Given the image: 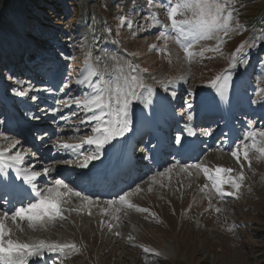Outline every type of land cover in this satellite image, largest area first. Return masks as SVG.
Masks as SVG:
<instances>
[{"label": "rangeland", "instance_id": "rangeland-1", "mask_svg": "<svg viewBox=\"0 0 264 264\" xmlns=\"http://www.w3.org/2000/svg\"><path fill=\"white\" fill-rule=\"evenodd\" d=\"M154 3L159 4L160 0H154ZM38 4H43L42 9H39L38 13L27 11L26 17L36 22L33 32L41 37L39 48L41 50L49 48L58 53L59 65L62 67L59 79H55L54 75L50 74L45 78L46 84H36L38 88H42L38 93L39 95L42 92L41 96L36 97V100L42 99L44 104L40 106L44 110L42 113L53 117L47 125L53 128L50 132L56 131L55 135L51 137V141L54 142L58 138L67 143L78 144L76 140L80 142L84 137L92 134L91 130L74 134L72 132L64 133L65 131L61 129H68L70 126L68 120L61 119V115L69 113V110H63L62 114L57 112L66 106L65 102L82 97L85 92L92 90L87 82L83 85L76 83L78 79L82 78L80 75L82 71L87 74L86 70L89 64L95 67L98 73H103L106 78L121 68L127 73L129 71L125 66L127 62L139 65L140 69H148L141 75L144 82L153 87L151 96L145 95V99L149 100L150 104L145 106L140 101H133L132 104L133 124H136L138 130L135 133L140 136V127L147 125L146 121L137 120L140 109L150 108L155 115L159 109L164 111L165 108L162 106H164L165 100L172 101L173 99L175 101V104L171 106L173 112L182 114L183 124H189V114L192 117L196 116L201 108L195 106L197 103L196 94L206 86L212 87L208 81L217 74L230 69L228 67L230 53L241 41L247 40L251 43L255 37L264 33V0H235L236 20L243 26L242 30L234 31L224 37L225 42L221 52L205 51L203 57L197 55L189 63L184 58L185 54L182 48L175 43L173 30H168V40H157L158 33L163 30V24L168 23V19L163 8L155 7L151 11L157 13L161 24L153 25L146 21L149 12L147 0H62L61 4L54 0V3H49L50 5L43 1ZM17 10L20 11L15 7L11 9L8 15L10 21L0 30V42L5 43L6 49L16 40L13 38L12 32L15 21H18L19 18ZM45 14L52 15L46 21L47 28L45 25L41 27ZM120 17L131 19L132 27L129 28L126 23L121 24ZM144 25L148 26L141 30V26ZM6 31H10V33ZM45 32L49 33L48 37L44 34ZM132 32H136V35L132 36ZM221 35L223 34L221 33ZM21 39L23 38L21 37ZM215 43V40H203L194 45V50L198 52L205 46L211 48ZM152 44L160 47L166 44L167 51L150 50L149 45ZM133 52L138 55H130ZM1 55L3 54H0L1 72L7 74L10 80L13 79L14 83L20 84L21 76L11 75L12 68L8 72L7 68L3 69L5 65L9 64L10 66V63L5 55L3 58ZM24 56H29V53L27 52ZM86 56L88 63L85 62ZM25 57L20 58L21 63ZM243 60L246 62L237 63L235 67H232L235 70L228 72L232 75H241L238 87L235 88L232 79H230L225 88L227 97L230 92L236 95L235 106L238 110L242 108L237 105L240 101L246 103L240 119L247 126L236 122L238 128H241L239 132H244L249 126L252 128L264 127L263 120L252 118L255 111H264V42H258L257 46L251 48L247 56L243 57ZM52 65L53 69L58 66L54 62ZM237 68L239 72H237ZM181 76L184 79H179ZM173 77L178 79L167 85V90L159 83V81H167ZM98 78L99 76H94L92 81L95 82ZM33 83L36 82H31L23 88L30 89ZM85 86L89 90H86ZM61 88L64 91H61ZM212 89L217 91L214 87ZM12 90L15 91L17 88L14 87ZM216 95L224 105L226 100L222 99L218 92ZM230 96L233 97L232 94H229ZM185 102L191 103V109ZM79 107L75 104V108H73L76 115L72 120L75 122L72 126L74 131L92 127L90 121L81 123L89 114L83 117L86 113L81 107L79 110ZM246 109L250 112L249 117L245 113ZM166 113L169 116L167 121L173 122L170 118L172 112L167 111ZM53 119L59 120L58 124L65 121V126H59ZM77 121H79L78 125H76ZM170 123H167L166 126H169ZM228 131L231 129H227V133H229ZM40 133L42 134V132ZM6 135L5 132L0 131V142L6 143L7 147L17 141L13 134L11 139ZM50 136V133L46 135L45 142L49 141ZM126 137L127 134L124 139ZM169 137L171 138V136ZM121 141L119 138L118 143ZM210 142L212 143L210 146L204 144L207 149L194 163L202 162L210 168L223 166L233 168L235 172L240 171V164L231 156V152L222 150L220 138H216L215 142ZM53 144L56 145V143ZM49 145L51 146V142L43 146L44 150ZM51 151L53 148L48 147L45 154L49 156ZM83 151L87 154L91 150L83 146ZM60 154L53 159L48 157L52 162L49 168L54 171L56 170L52 166L53 161L66 159V156L57 158L62 156ZM249 155L252 157L251 168L241 157L246 179L237 195L225 196L221 200L213 193L211 203L214 207H209L208 198L199 191L200 186L205 183L210 184V181L203 172L197 175L195 169L191 170V176L187 172H181L179 166L188 164L182 162L160 166L159 169L155 168L145 175L142 181L128 189L127 192H132L137 185L140 186L141 191L135 192L128 199L137 207L148 209V212L137 211L136 208L127 205L109 207L105 203L108 200L118 199L123 193L117 192L109 199L99 198L102 199L101 201L97 197H91L94 202L92 204L93 211L96 213L97 209L102 210L100 213H96V216H93L89 206L79 212L65 211L67 219L58 220L55 227H51L47 231H33L24 222L22 223L24 231L15 230L13 238L25 242L35 238L55 240L61 243L72 242L79 248L78 252L66 249L64 254L45 251L43 259L47 260L46 264H61V261L63 264H264V159L258 161L255 158L257 155L255 152H250ZM77 156L74 157L73 162H79ZM28 159V163H36L30 158ZM39 162L42 163V161ZM43 169V167H39L35 171L42 172ZM165 169H171V171L163 177L157 175L164 172ZM235 172L230 175H235ZM151 177H156L159 182L154 183L150 179ZM56 179L58 178H54L51 183H54ZM134 180L138 181L136 178ZM149 185H151V190H149ZM48 186L49 183L44 184L41 190H45ZM222 187L225 191H232L230 184H224ZM76 191L81 190L77 189ZM66 199H68V203L64 205L66 209L81 206L78 198ZM116 207H120L121 210L116 212ZM215 207H219L221 211H215ZM104 209L108 210L104 211ZM152 213L155 215L153 216ZM0 214H2V210H0ZM116 217H119L118 220ZM8 224L11 226V222ZM109 224L112 225L111 229L108 227ZM230 225L236 226L229 231ZM140 245L155 249L161 255L155 256L152 252L146 253ZM34 259L35 257L30 261Z\"/></svg>", "mask_w": 264, "mask_h": 264}, {"label": "snow or ice", "instance_id": "snow-or-ice-1", "mask_svg": "<svg viewBox=\"0 0 264 264\" xmlns=\"http://www.w3.org/2000/svg\"><path fill=\"white\" fill-rule=\"evenodd\" d=\"M149 12L146 21L153 25L161 24L157 13L151 11L152 8L161 7L166 11L168 23L163 24V30L157 35V40H168V30L171 29L175 33L174 40L178 44L185 56V60L189 63L199 55L203 57L205 51L221 52L224 45V37L230 33L242 30L243 26L236 20L235 0H160L159 4L154 3V0H147ZM120 23H126L129 28L132 27L133 21L126 17H120ZM148 25L141 26V30ZM221 33L223 35H221ZM132 36L136 32L131 33ZM203 40H215L213 47L207 46L200 48L197 52L194 50V45ZM258 42H264V33L255 37L251 43L247 40L241 41L235 49L230 53L228 67H235L237 63L246 62L243 57L247 56L249 50L257 46ZM150 50H158L161 52L167 51V45L163 47L152 44L149 45ZM91 55V53H88ZM130 55L136 56L138 53L133 52ZM97 59H100L97 57ZM114 59V57H113ZM85 62L88 63L87 56ZM171 62V61H169ZM129 71L125 73L121 68L118 72L113 73L106 78L103 73H98L95 67L89 64L86 73L81 72V79L76 83L85 84L92 89L91 92H85L82 97L73 98L70 103L80 106L85 113H90L85 116L81 123L86 121L94 122L91 127V135L84 137L79 144H71L58 142L56 145L60 150L70 151L74 155L83 157L78 167L87 168L90 161L99 159L100 151L105 144L116 137H122L126 132L130 131L133 125L132 104L133 101H140L145 106L150 104L149 100L145 99V95L151 96L153 92L152 85L146 84L141 73H145L148 69H140L139 65L127 62L125 65ZM99 76L93 82L92 77ZM154 79V78H153ZM177 77L168 79L167 81H159V83L167 90V85L172 84ZM184 79V77H179ZM231 79V74L227 71L217 74L208 83L217 89L218 94L223 99L225 96V88ZM64 91L63 88L60 89ZM19 95L24 96L26 92L21 91ZM175 96V93H173ZM36 99V97H33ZM187 107L191 109V103L185 102ZM256 103V101H253ZM75 115V113H73ZM61 119H64L62 116ZM151 119V116L144 113L143 108L137 116V120L144 122ZM188 119L192 116L189 114ZM188 135H195L194 131L187 129ZM243 138L235 142L231 150V156L234 157L237 163L240 164V171L235 172L233 168L216 166L210 168L202 162L193 164L180 165L181 172H187L192 175V169L197 171V175L203 172L204 176L210 181L199 187V191L205 194L209 200V207H214L211 203L213 193L221 200L225 196H236L239 192L244 180L246 179L243 161L247 162L251 168L252 157L250 152H255L256 159L259 161L264 159V127L252 128L249 126L242 133ZM176 142L181 143V138L176 137ZM19 141H15L8 147L0 148V191L8 190L15 192L19 199L15 203H10L11 207L3 210L0 214V264H30L33 257L43 258L45 251L65 253V250L78 252L79 248L75 243H61L55 240L31 239L27 242L14 239L13 233L15 230L24 231L22 223L26 222L28 228L33 231H47L51 227L56 226L58 220H66L65 211H82L84 207L92 205L94 202L89 196L82 195L81 191H76L65 183L63 179H56L54 183L48 182L49 186L45 190H41L38 185V177L47 176L50 174L48 168H44L42 172L35 171L31 164L24 165L27 150H18ZM95 145L94 150L87 154L83 151V145ZM15 150V151H13ZM68 163H72L69 161ZM14 171V178L13 173ZM171 169H165L157 175L165 176ZM235 172V175L230 173ZM154 183H158L156 177L150 178ZM15 180L21 181L16 184ZM224 184H230L232 191H225L222 187ZM27 186V187H26ZM151 190V185H149ZM141 191L137 185L132 192H124L118 199L108 200L105 203L109 206L127 205L128 207L136 208L137 211L148 212L146 208H139L132 204L128 199L135 192ZM75 197L81 202L80 207L64 208L68 203V199ZM108 209H104L107 211ZM120 207H116L115 211L119 212ZM215 211L220 212L219 207H215ZM154 216L155 213H152ZM117 219L119 217H116ZM11 221V226L8 222ZM236 225H230L231 231ZM109 229L112 225H108ZM119 235V233H117ZM132 239V237H129ZM146 253L152 252L155 256H160L161 253L155 249L145 247ZM63 264V261H61Z\"/></svg>", "mask_w": 264, "mask_h": 264}, {"label": "trees", "instance_id": "trees-1", "mask_svg": "<svg viewBox=\"0 0 264 264\" xmlns=\"http://www.w3.org/2000/svg\"><path fill=\"white\" fill-rule=\"evenodd\" d=\"M49 3V0H0V30L2 26L10 21L9 13L11 9L17 8L21 13H27V11H36L38 13L39 9H42L43 4H38L39 2ZM33 20L28 22L29 29L33 30L36 26Z\"/></svg>", "mask_w": 264, "mask_h": 264}, {"label": "bare ground", "instance_id": "bare-ground-1", "mask_svg": "<svg viewBox=\"0 0 264 264\" xmlns=\"http://www.w3.org/2000/svg\"><path fill=\"white\" fill-rule=\"evenodd\" d=\"M223 104V102L221 103V105ZM145 111H144V113L146 114V115H149V116H151V119H155V118H153L155 115H154V112H152L151 111V109L150 108H145L144 109ZM210 111H212V110H210ZM167 115H168V113H166ZM156 116H157V114H156ZM171 118V117H170ZM150 119V120H151ZM232 119V118H231ZM149 122V120L148 121H146V123H148ZM171 122V121H170ZM169 121H167V122H161V124L164 126V125H167V123H170ZM174 123V121L173 122H171L170 123V125H172ZM169 125V126H170ZM167 128V130L169 129V127H166ZM228 129V128H227ZM231 129V128H230ZM228 132H230V131H228ZM130 133V131L128 132V133H126L127 135ZM125 134V135H126ZM42 135V134H41ZM124 135V136H125ZM124 136H122V137H119V138H121V140L122 139H124ZM115 140V139H114ZM114 140H112V141H110V143L109 144H105L104 145V147L101 149V151H100V155H99V159H97V160H100L101 158H103V157H108L109 158V156H110V153H109V151H111L112 153H115V150H116V147L113 145V141ZM122 145H124V141L121 143V147H122ZM182 146H184V144H182ZM201 148L203 149V146H201ZM93 149V148H92ZM61 155V154H60ZM59 156V155H58ZM94 161V160H93ZM29 162V159H28V156L26 157V160H25V164L26 165H28V164H30V163H28ZM44 161H42V163H43ZM90 162H92V161H90ZM40 163V162H39ZM42 163H40V165H42ZM46 163L48 164V166H50L51 165V160H50V158L48 159L47 158V161H46ZM40 167V166H39ZM152 168V167H151ZM39 169V168H38ZM159 169V168H158ZM49 170H50V168H49ZM39 171V170H38ZM56 175V171L54 172V170H50V174L48 175V176H50V175ZM136 178V180H138L137 179V177H134V179ZM137 182V181H136ZM44 183V182H43ZM41 184L40 186H43L44 184ZM119 193V192H118ZM0 198H2V196L0 197ZM99 205H101L102 207H103V205L101 204V203H99ZM92 206L93 205H90L89 207H90V210H91V212H93V216H96V213H100L102 210L100 209H97L96 210V213L93 211V209H92ZM96 208V207H95ZM1 210V209H0ZM116 219V218H115ZM116 220H118V219H116ZM9 222H11V221H9ZM25 225V224H24ZM21 236V235H20Z\"/></svg>", "mask_w": 264, "mask_h": 264}]
</instances>
